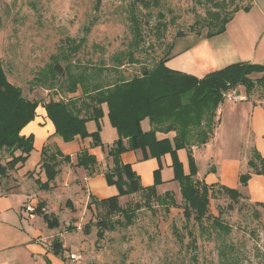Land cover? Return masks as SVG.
<instances>
[{
  "label": "rangeland",
  "instance_id": "1",
  "mask_svg": "<svg viewBox=\"0 0 264 264\" xmlns=\"http://www.w3.org/2000/svg\"><path fill=\"white\" fill-rule=\"evenodd\" d=\"M261 1L243 0L241 7L249 9L238 12L225 32L207 38V29H200L207 0L201 4L195 0H104L98 11L95 0H0V57L9 81L22 90L26 99L47 102L45 107L59 100L77 114L84 105L92 107L89 97L97 87L84 85L88 93L79 87L77 92L83 94L80 99L68 93L70 81L62 70L55 79L49 73H45L47 79H40L56 63L65 71L70 67L73 75L85 73L87 68L85 74L91 73L97 80L99 69H103L101 80L108 85L119 77L139 76L144 67L152 68L168 53L173 56L172 45L195 38L200 31L199 35L210 39L226 67L243 57V61L264 65V8L258 6ZM133 14L138 19L140 39L135 37ZM135 40L139 46L134 45ZM117 60L123 64L115 70ZM51 84L56 90L46 93ZM231 91L245 95L247 101L225 99L213 141L192 154L181 149L157 157L148 151L145 157L142 149L133 150L124 140L126 150L119 155V164L131 162L143 188L137 194H121L120 188L108 181L107 173L116 167L110 151L120 136L111 125L107 108L100 129L95 121L87 123V131L91 135L98 132L101 144L111 138V131L117 135L108 148V166L100 174H87L84 167L78 166L79 156L72 165L70 155L61 151L58 176L49 182V190H44L41 185L48 179L42 168V154L35 150L22 168L10 171L3 179L6 191L22 193L25 188L34 192L57 215L60 224L50 241L53 251L54 243H60L61 254L52 251L54 264H264V175L249 164L255 158L264 159V93L258 88L247 94L241 86L226 93ZM148 124L144 122L145 132L152 130H148ZM158 137L174 143L172 135ZM47 151L58 156L55 151ZM191 157L197 176L214 186L208 213L201 221L186 219L176 178L177 168L183 174L191 172ZM2 158L6 163L8 153L4 152ZM84 186L93 195L87 205L81 201L86 199ZM221 186L236 190L241 198L232 200L221 192ZM150 188L159 197L172 195L174 204L144 193ZM110 199L117 207L128 208L130 221L121 213H109L108 204H101ZM41 204L45 208V203ZM39 221L51 232L44 217ZM71 253H78L81 259L72 260Z\"/></svg>",
  "mask_w": 264,
  "mask_h": 264
},
{
  "label": "trees",
  "instance_id": "2",
  "mask_svg": "<svg viewBox=\"0 0 264 264\" xmlns=\"http://www.w3.org/2000/svg\"><path fill=\"white\" fill-rule=\"evenodd\" d=\"M242 1L207 0L206 16L200 25V29H207V38L225 32L227 25L238 12L249 9V7H241ZM103 2L104 0H95L96 11L100 9ZM143 2L146 7L150 6L149 3ZM195 2L201 4L202 0H195ZM131 20L135 37L140 39L141 32L137 16L133 14ZM199 34L200 31L197 35ZM137 43L135 40L134 45L139 46ZM130 56L135 63L134 55L130 54ZM171 57V53H168L156 61L152 68L144 67L139 76L132 79L119 77L115 83L108 85L101 80L103 69H99L97 73L99 80L91 73L85 74L89 70L87 68L85 73L73 75L70 67L66 69L69 71H65L58 63L43 73H49L52 79H55L59 70L65 72L66 80L70 81L68 93H76L79 87L82 90L85 88V93H88L85 86L97 87L89 97L92 107L86 108L92 110L91 117H81V110L77 114L73 113L67 104L60 101L50 102L46 110L55 126L56 134L66 142L72 141L76 136L84 139L91 137L92 146L97 147L103 146L99 134L98 132L89 134L87 123L95 121L100 129V120L104 116L103 106H107L111 125L120 136L110 151V156L115 159L116 167L107 173V178L110 184L120 188L121 194L131 195L143 191L132 165L119 164V155L126 150L124 140L129 141L131 149H142L145 157L148 156V151L157 157L167 152L175 153V150L181 149H186L192 154V146H205L214 138L221 122L220 112L225 100L224 96L229 89L241 86L246 89L247 94H251L259 88L264 93V65L241 62L211 72L203 78H197L169 69L167 62ZM122 64V61L117 60L114 69L117 70ZM47 77L48 75L45 74L40 79H47ZM47 88L53 89L54 85L51 84ZM38 106V102L26 99L22 90L9 81L0 57V188L8 173L22 168L34 150V138L25 137L21 133L35 119ZM145 121H148L152 127L149 132L143 129L142 124ZM160 133L172 135L174 145L171 139L159 138ZM47 150L45 148L41 153L42 168L48 179L47 183L41 185L44 190H49V182L58 176L57 161L58 157H62L59 151L55 154L58 156H54L49 155ZM4 152L9 155L6 163L2 158ZM255 159L249 163L251 168L264 175V159L259 160V157ZM65 160L70 159L65 158ZM78 160V166L84 168L96 164V159L88 153H82ZM88 161L91 162L87 163ZM191 165L192 170L189 174H183L177 168L176 178L181 185L186 219L194 218L201 221L208 213L210 191L214 189V186L197 180V169L192 157ZM158 177L159 173L156 172V178ZM242 180L246 181L247 178L242 177ZM221 187V192L229 194L232 200L238 201L241 198L236 190ZM147 190L148 192L144 193L148 196H153L163 203L171 201L174 204L172 195L159 197L154 189ZM114 203V200L110 199L101 204L105 206L108 204L109 213H121L130 221L128 208H119ZM43 208V204H40L37 207V214L44 217L50 229L58 228L59 220L48 213H42ZM53 252L57 256L61 254L60 243H54Z\"/></svg>",
  "mask_w": 264,
  "mask_h": 264
},
{
  "label": "crops",
  "instance_id": "3",
  "mask_svg": "<svg viewBox=\"0 0 264 264\" xmlns=\"http://www.w3.org/2000/svg\"><path fill=\"white\" fill-rule=\"evenodd\" d=\"M258 6L263 9L264 0ZM205 36L198 35L195 38L177 42L173 45L174 55L167 62V67L172 71L197 78H203L211 72L225 68V61L215 52L209 41L210 39H207ZM241 59L245 60V57ZM243 60H239L238 62H248ZM47 89L46 93L56 90V88ZM80 92L81 90L74 93V95L77 94L81 99L83 94ZM30 100L32 101L33 99ZM54 100L57 101L56 99ZM81 101H86V99ZM46 103H39L35 119L23 129L21 134L25 137L32 136L34 138V150L40 154L46 148L70 155L68 157H70L72 165L75 157L88 152V154L97 159V164L94 167L85 168V172L89 175L100 174L101 169L106 165L108 166V148L116 141V132L111 131V138L103 146L93 147V141L90 138L83 140L80 136H76L72 141L67 143L65 140V142H61L60 139H63L56 134L55 126L49 118L45 107ZM105 108H107L106 105L103 106L104 114L106 112ZM80 110L81 117H88L92 114V112L88 113L85 105ZM142 126L144 129V122ZM147 128L150 130L151 126L148 124ZM212 141L213 139L209 143ZM207 145L201 147L192 146V151L195 152ZM65 149L70 150L65 151ZM60 161H63L62 157H60ZM61 162L58 165H62ZM126 163H130L128 165H131V162ZM71 168L73 167L70 166L69 169ZM197 180L203 181L198 176ZM79 183L83 184L81 180ZM84 193L86 199L81 201L87 205V202H90L89 197H93V195L85 186ZM73 202L76 204L74 200ZM41 203H45L46 213L48 211L49 215L57 217L45 200L37 197L34 192H27L25 188L22 193L10 190L6 191L5 186L2 184L0 188V264H54L55 257L52 254V241H50L55 236L53 233L54 229L47 227L51 230V232H47L46 226L42 227L39 221L43 217L37 215L34 219H30L25 209L29 204H34L38 207Z\"/></svg>",
  "mask_w": 264,
  "mask_h": 264
},
{
  "label": "built area",
  "instance_id": "4",
  "mask_svg": "<svg viewBox=\"0 0 264 264\" xmlns=\"http://www.w3.org/2000/svg\"><path fill=\"white\" fill-rule=\"evenodd\" d=\"M225 99L233 102H244L247 101V97L245 95L240 94L237 91H231L229 93L225 94ZM26 212L29 214L30 219H34L37 214V206H33L32 204H29L26 206ZM42 213H46L45 208L42 209ZM69 257L74 260L78 261L81 259V256L78 253H71Z\"/></svg>",
  "mask_w": 264,
  "mask_h": 264
}]
</instances>
